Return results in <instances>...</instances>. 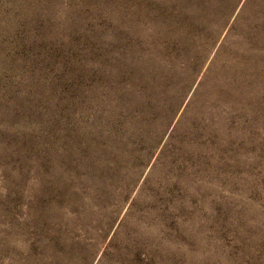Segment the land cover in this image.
<instances>
[{"label": "rangeland", "instance_id": "374dc122", "mask_svg": "<svg viewBox=\"0 0 264 264\" xmlns=\"http://www.w3.org/2000/svg\"><path fill=\"white\" fill-rule=\"evenodd\" d=\"M0 264H264V0H0Z\"/></svg>", "mask_w": 264, "mask_h": 264}]
</instances>
